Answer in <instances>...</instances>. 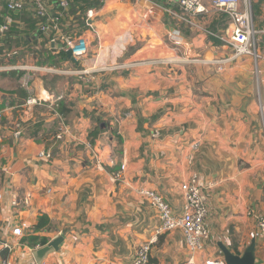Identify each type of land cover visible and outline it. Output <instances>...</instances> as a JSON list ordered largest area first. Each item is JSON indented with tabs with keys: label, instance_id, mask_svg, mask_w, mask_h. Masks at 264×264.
I'll return each mask as SVG.
<instances>
[{
	"label": "crops",
	"instance_id": "crops-1",
	"mask_svg": "<svg viewBox=\"0 0 264 264\" xmlns=\"http://www.w3.org/2000/svg\"><path fill=\"white\" fill-rule=\"evenodd\" d=\"M202 2L208 12L188 24L165 11L166 0H96L91 22L99 47L69 7L60 34L83 31L91 42L87 56L76 61L61 43L57 50L47 46V34L32 37L31 14L10 12L0 0V24L12 21L0 46L1 256L14 264H131L136 247L150 241L149 257L158 264H191L222 258L219 243L240 255L252 238L258 253L261 241L248 212L264 214V60L230 58L227 14L211 0ZM115 3L125 6L122 12ZM250 6L264 55V0H250ZM124 33L130 34L127 44L119 41ZM6 50L17 53L7 57ZM40 56L49 64L39 65ZM55 62L69 72H33L26 88L23 71L6 69ZM81 69L92 73L71 72ZM54 77L62 80L59 91L51 85ZM31 94H49L50 105H26ZM57 113L69 128L62 140L55 137ZM40 151L50 157H39ZM122 163L123 179L114 181L111 174ZM194 174L208 209L209 237L191 254L178 229L156 233L158 213L138 189L158 191L179 214V185ZM25 195L27 207L10 205ZM42 216L47 222L37 228ZM19 222L26 227L14 237ZM59 237L57 248L37 263L33 252ZM3 242L13 243L12 250L1 249Z\"/></svg>",
	"mask_w": 264,
	"mask_h": 264
},
{
	"label": "built area",
	"instance_id": "built-area-1",
	"mask_svg": "<svg viewBox=\"0 0 264 264\" xmlns=\"http://www.w3.org/2000/svg\"><path fill=\"white\" fill-rule=\"evenodd\" d=\"M5 8L10 12H28L35 19V26L31 28L30 35L34 38L40 35L47 34L48 40L45 43L50 48L57 50V42L61 43L59 49H66L71 51V58L78 61L87 56L90 39L89 34L82 33L74 34L69 32L67 34H60L61 21L69 8V0H3ZM154 5H159L162 0H146ZM167 6L165 11L173 18L179 21L193 24L192 20L199 14L208 12L202 0H166ZM53 3V5H51ZM51 6V7H50ZM52 6L53 9H52ZM211 6L220 12L226 13L228 16L231 28L224 37V41L231 49L232 59L237 57L250 56L254 62L258 64L259 60H264V55L258 52L257 39L255 36L256 31L253 27L252 11L250 0H211ZM93 17V9L90 8L86 11L85 16L82 18L83 28L87 33L93 35L99 47V40L96 38L97 33L95 27L92 25L91 19ZM12 21L5 19L0 24V46H3L4 37L6 33L12 28ZM74 30V28L72 27ZM59 34L60 36H55ZM130 34L124 33L119 41L127 44L130 41ZM172 42L178 45V36L172 35ZM7 57L16 55L17 51H5ZM148 64V62H146ZM114 68H121L123 65H115ZM6 69H18L24 72L23 86L27 87V81L31 79L33 72L43 71L45 73H57L58 70L51 66H37V65H9ZM258 72V68H255ZM59 72L68 73L69 70H60ZM72 73L79 76L86 77L91 74L88 69L71 70ZM50 96L47 94L41 97L36 94H31L25 101L26 105H35L47 103L50 105ZM53 110V108H52ZM58 129L56 132V139L62 140L65 134L69 133L68 125L63 117L57 113ZM1 119V111H0ZM20 132L17 131L16 134ZM195 148V145L192 146ZM39 157L49 158L48 152L40 151ZM125 164L122 163L112 175L114 181H121L123 179V171ZM1 171V167H0ZM182 200V209L179 214H175L169 203L165 200L163 195L156 190L148 188H139V194L147 201L150 207L155 209L158 213L159 224L156 228L157 234H162L168 231L178 229L183 236V240L187 250L191 254L199 253L204 249L205 241L209 237V230L206 223L208 214L207 206L204 202L202 195V188L199 185L197 175L190 176L189 179L183 181L179 185ZM29 196L25 195L22 200L14 196L10 205L12 207L24 208L29 205ZM2 200V193L0 192V201ZM254 217L256 236L264 242V214H257L253 210H249L248 215ZM24 227L26 223L19 222L11 229V235L14 237L23 236ZM151 242L142 243L134 250L131 264H145L149 258ZM14 244L11 242H3L1 249L11 251ZM191 264H226L224 258H201L198 261L189 259ZM0 264H14L13 260L9 257L0 255Z\"/></svg>",
	"mask_w": 264,
	"mask_h": 264
},
{
	"label": "rangeland",
	"instance_id": "rangeland-1",
	"mask_svg": "<svg viewBox=\"0 0 264 264\" xmlns=\"http://www.w3.org/2000/svg\"><path fill=\"white\" fill-rule=\"evenodd\" d=\"M94 1H96V0H71V4H70V8H69V12L74 16V19L77 21V24H78V26L79 27H81V25H82V22H83V20H82V17H84L85 16V13H86V11L88 10V9H90L93 5H91V3L93 4L94 3ZM122 1V0H121ZM79 3V4H78ZM114 6H115V8L117 9V10H119V13L120 12H122V10L123 9H121V8H124L125 6H123V5H121V4H117V3H115L114 4ZM113 7V6H112ZM112 7L110 8V9H112ZM126 10V9H125ZM24 14H26V13H24ZM28 15V14H27ZM25 17V16H24ZM118 18H119V16H118ZM120 24H122V23H120ZM126 26H128V24H126V25H124L123 27L124 28H126ZM147 34H148V28H147ZM17 44L15 43V45L14 46H16ZM1 49V48H0ZM32 50V49H31ZM30 50V51H31ZM1 52V51H0ZM40 59H39V61H38V64L40 65V64H49V60H47V57H43V56H40L39 57ZM43 58V59H42ZM15 59H10V60H8V63H11V62H13ZM25 61V60H24ZM54 62V61H53ZM24 64H25V62H24ZM29 64H32L31 62L29 63ZM50 64H53L52 62L50 63ZM54 66L56 67V69L58 70V74L59 75H61L60 74V70H61V66H60V64H59V62L57 63V62H55L54 63ZM56 75V74H55ZM62 76H66L67 77V74L66 75H62ZM59 77H54V78H52V80H51V85H52V87L53 88H55V90L56 91H59L58 90V88H57V86L59 87H61V84H62V80L60 79V80H57ZM69 80V79H68ZM46 82H48V81H46ZM45 82V83H46ZM257 239H258V241L260 240L259 239V237H257ZM250 241V240H249ZM249 241H248V244H249ZM261 241V240H260ZM247 244V245H248ZM262 245H264V242H260V250L258 251V256H257V258H256V261H255V264H263V262H264V260L262 259V258H264V255H263V253H264V248H262Z\"/></svg>",
	"mask_w": 264,
	"mask_h": 264
},
{
	"label": "water",
	"instance_id": "water-1",
	"mask_svg": "<svg viewBox=\"0 0 264 264\" xmlns=\"http://www.w3.org/2000/svg\"><path fill=\"white\" fill-rule=\"evenodd\" d=\"M61 46L62 45H59V47ZM66 56L71 57L70 50H66ZM61 240L62 238L60 237L56 238L53 241H51L48 245H45L42 248L38 249L37 251L33 252L32 255L35 261L39 263L47 252L57 248ZM218 246L226 264H255L256 258L258 256L254 238L251 239L250 243L246 246V248L240 255L232 253L228 248H226L221 243H219Z\"/></svg>",
	"mask_w": 264,
	"mask_h": 264
},
{
	"label": "trees",
	"instance_id": "trees-1",
	"mask_svg": "<svg viewBox=\"0 0 264 264\" xmlns=\"http://www.w3.org/2000/svg\"><path fill=\"white\" fill-rule=\"evenodd\" d=\"M62 57H65L64 51H62ZM46 222H47V219L44 216L40 217L38 224H37V228L43 227L46 224ZM35 239H36V237H29V240H35ZM44 243H45V240L41 239L40 245H42ZM145 264H158V263H157L156 259L149 257ZM263 264H264V262H263Z\"/></svg>",
	"mask_w": 264,
	"mask_h": 264
}]
</instances>
